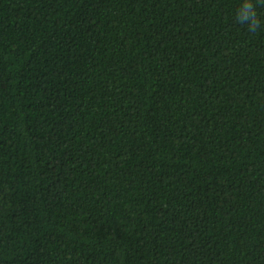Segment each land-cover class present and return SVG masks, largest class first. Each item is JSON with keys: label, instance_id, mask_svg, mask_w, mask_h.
Returning <instances> with one entry per match:
<instances>
[{"label": "trees", "instance_id": "16d2710c", "mask_svg": "<svg viewBox=\"0 0 264 264\" xmlns=\"http://www.w3.org/2000/svg\"><path fill=\"white\" fill-rule=\"evenodd\" d=\"M240 3L0 0V264H264Z\"/></svg>", "mask_w": 264, "mask_h": 264}, {"label": "clouds", "instance_id": "9594fccd", "mask_svg": "<svg viewBox=\"0 0 264 264\" xmlns=\"http://www.w3.org/2000/svg\"><path fill=\"white\" fill-rule=\"evenodd\" d=\"M264 6V0H241V3L235 13V19L240 24H247L250 32H255L260 26L261 21L257 15L256 5Z\"/></svg>", "mask_w": 264, "mask_h": 264}]
</instances>
